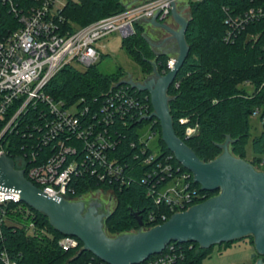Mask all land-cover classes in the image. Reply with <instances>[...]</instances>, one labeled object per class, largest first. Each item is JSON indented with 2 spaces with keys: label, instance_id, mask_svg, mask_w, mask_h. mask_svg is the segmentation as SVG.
Segmentation results:
<instances>
[{
  "label": "trees",
  "instance_id": "trees-1",
  "mask_svg": "<svg viewBox=\"0 0 264 264\" xmlns=\"http://www.w3.org/2000/svg\"><path fill=\"white\" fill-rule=\"evenodd\" d=\"M187 3L189 12L185 39L189 50L167 90L174 131L204 161H209L222 152L220 145L227 136L231 139L229 146L232 154L245 159L246 143L250 137L249 119L257 110L261 131L251 138V157L248 161L260 167V163L264 162V14L237 29L225 20L227 15L235 16L252 6H261L264 11V0H188ZM0 8L1 24L4 27L8 22H16L5 5L0 3ZM125 8L120 0H68L61 9L64 18L61 26L63 30L73 31L77 27L121 12ZM133 29L132 34L122 37V47L140 65L144 74L152 72L153 62L159 73H166L169 69L167 68L169 56L166 53L153 52L142 34L144 27L140 22H134ZM123 79L124 72L117 70L102 73L96 63L85 69L68 63L44 87V91L53 99L66 103L80 98L88 103L96 97V102L90 107L91 111L97 110L102 96L111 87L121 88L124 95L132 96L138 101L133 107L126 106L127 112L124 116L113 115L108 126L109 133L120 139L117 150L112 154L117 153L125 157L130 164L131 169L126 174L128 181L123 185L117 181L100 182L91 175H78L70 181L73 193H70L69 197L72 199L98 188L103 190L109 188L113 192L117 205L113 212L108 213L104 226L107 230L117 233L129 226L136 230L140 229L136 219L130 214L129 207L142 210L143 220L149 211L159 208L153 198L147 195L145 185L140 182L148 165H140L133 159L136 146L132 147L131 142H136L138 129L152 124L151 129L157 136L156 149L161 154H173L161 139L159 121L155 120V117L148 119L145 116L146 113L153 111L148 91L138 90L120 82ZM247 83L252 85L251 92L245 88ZM23 117L24 121L34 123L39 115L36 109H29ZM188 127L195 128L190 135L186 134ZM21 142L23 139L20 137L14 142L18 143V146L12 148L14 152L21 151L19 145ZM39 159L42 157L39 156ZM173 160L176 165L185 169L175 157ZM193 185L205 194L203 200L217 193L202 190L197 183ZM19 205L29 209L37 223L46 228L48 235L30 236L22 228L12 231L6 227L1 246H4L11 255L20 254L18 264H88L89 261H102L90 251L83 250L81 248L83 243L80 240L76 248L61 250L57 245V239L64 234L50 224L44 213L24 202L10 204L9 207L17 208ZM10 216L24 222L27 220L21 216L18 209L10 213ZM168 216H171L170 212ZM162 222L159 221L158 224ZM153 225L156 223H144V228ZM247 237L253 243L252 235ZM173 244L177 253L174 264H198L209 254L210 247H200L194 241L182 243L174 241ZM258 256L255 255L252 262Z\"/></svg>",
  "mask_w": 264,
  "mask_h": 264
},
{
  "label": "built area",
  "instance_id": "built-area-1",
  "mask_svg": "<svg viewBox=\"0 0 264 264\" xmlns=\"http://www.w3.org/2000/svg\"><path fill=\"white\" fill-rule=\"evenodd\" d=\"M179 1H143L70 31L63 30L61 26L64 5L60 6V0H0L16 19L15 23L8 22L4 27L0 8V156L4 154L12 159L14 167L21 169L41 191L68 200H73L69 197L73 193L70 181L78 175H91L100 182L125 184L131 167L125 157L114 154L120 139L109 133L108 126L113 115L124 116L126 106L133 107L138 101L124 95L121 88L111 87L102 96L97 110L91 111L96 97L88 103L81 98L66 103L53 99L44 87L65 64L85 69L96 63L98 42L110 33L117 31L126 37L133 33L134 22L156 13L158 20L166 21L171 17L172 2L178 4V11L183 15L188 0L185 4ZM263 14L261 6H252L235 16L227 15L225 21L237 29ZM174 59L168 58L167 68L173 65ZM29 109H36L39 115L34 123L23 120ZM253 114L258 115V111ZM151 127L152 124L147 132L139 128L137 140L131 142V146H136L133 159L140 165H148L140 182L159 207L149 211L143 221L158 224L170 217L169 212L172 215L204 201L205 194L193 185L192 173L176 165L174 154H161L156 146L151 145L156 135ZM194 130L188 127L186 134L190 135ZM19 137L23 142L19 144L21 151L17 153L12 148L18 146L14 142ZM255 167L264 170V162ZM91 192L95 191L87 193ZM20 202L19 192L0 189V264H18L20 257V254H9L1 246L6 227L12 231L22 228L30 236L48 235L46 228L37 223L28 208L20 205L9 207ZM16 209L23 218H27L25 222L10 216ZM78 242L79 239L72 235H62L57 239V245L63 251L76 248ZM173 243L169 242L160 253L150 255L141 263L174 264L177 253ZM88 264L104 262L89 261Z\"/></svg>",
  "mask_w": 264,
  "mask_h": 264
},
{
  "label": "water",
  "instance_id": "water-1",
  "mask_svg": "<svg viewBox=\"0 0 264 264\" xmlns=\"http://www.w3.org/2000/svg\"><path fill=\"white\" fill-rule=\"evenodd\" d=\"M158 13L146 21L164 29L163 41L176 42L173 65L164 74L153 62L152 73L142 81L123 79L138 90L148 91L155 117L160 124L161 139L181 165L189 170L202 190L217 193L188 209L173 213L167 220L134 232L112 233L104 226L108 213L100 212L97 201L68 200L41 191L29 181L12 159L0 156V189L19 192L22 202L44 213L50 224L64 235L77 237L82 249L108 264H139L150 255L160 253L171 241L197 242L208 248L252 235L255 252L253 264H264V170L248 160L232 154L230 137L220 145L222 152L204 161L174 131L167 90L183 64L189 47L185 39L188 19L171 3V17L178 28L157 19ZM145 38V37H144ZM146 39V38H145ZM148 41V40H147ZM130 214L143 226L142 210L129 207Z\"/></svg>",
  "mask_w": 264,
  "mask_h": 264
},
{
  "label": "rangeland",
  "instance_id": "rangeland-1",
  "mask_svg": "<svg viewBox=\"0 0 264 264\" xmlns=\"http://www.w3.org/2000/svg\"><path fill=\"white\" fill-rule=\"evenodd\" d=\"M67 1L68 0H60V6L65 5ZM120 1L126 7H129L138 2H135L133 0ZM179 2H183L185 4L186 0H181ZM188 12L189 10L187 7L186 13H183V16L185 18L188 17ZM168 19H171V22H175L173 21L172 17H168ZM160 31L159 34L161 37L163 35H166V33L164 34L163 31ZM98 51L99 55L96 61V65L99 71H101L102 73H112L119 70L121 72H124L125 79L132 78L135 81H142L146 76L152 73L149 72L148 74H144L142 72L140 65L137 64L122 47V35L117 31L110 33L98 42ZM245 88L249 92L252 91V85H250L249 83L245 85ZM249 124L250 137L246 143V160L251 157V138L259 134L261 131V123L257 115L253 114L250 117ZM142 130L147 132L149 130V125H145ZM156 137L157 136L155 135L154 139L151 141L152 146H156ZM80 199L83 200L85 204L97 201L101 205V208L106 211L105 213L113 212L117 205V199L115 195L109 190H98L95 192L87 193L73 200L76 201ZM134 231H136V229L129 226L122 228L121 231L118 233ZM111 232L117 233L116 231ZM250 240L251 239L249 237L245 236L243 239H238L236 241L231 242L230 244H214L210 246L209 254L203 257L198 264H253L252 261L254 256L252 255L254 254L255 249L253 243H251Z\"/></svg>",
  "mask_w": 264,
  "mask_h": 264
},
{
  "label": "crops",
  "instance_id": "crops-1",
  "mask_svg": "<svg viewBox=\"0 0 264 264\" xmlns=\"http://www.w3.org/2000/svg\"><path fill=\"white\" fill-rule=\"evenodd\" d=\"M133 1H138L137 3H139L147 0ZM138 22L143 25L144 30L142 34L146 38V40H148L147 42L149 43L155 54L166 53L169 55V57L176 56V42L174 40L163 41L164 37H166L168 34L164 29L162 30V28L152 25L151 23L147 22L146 19L139 20ZM164 22L168 23L173 28H178V24L176 22H171V19H167ZM160 30L163 31L164 34L166 33V35H163L161 37L159 34Z\"/></svg>",
  "mask_w": 264,
  "mask_h": 264
},
{
  "label": "flooded vegetation",
  "instance_id": "flooded-vegetation-1",
  "mask_svg": "<svg viewBox=\"0 0 264 264\" xmlns=\"http://www.w3.org/2000/svg\"><path fill=\"white\" fill-rule=\"evenodd\" d=\"M98 210H99L100 212H106V211H104V210L101 208V205L98 206ZM143 222H144V221H143ZM140 228L145 229V228H144V224H143V226L140 227Z\"/></svg>",
  "mask_w": 264,
  "mask_h": 264
}]
</instances>
